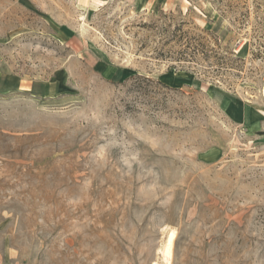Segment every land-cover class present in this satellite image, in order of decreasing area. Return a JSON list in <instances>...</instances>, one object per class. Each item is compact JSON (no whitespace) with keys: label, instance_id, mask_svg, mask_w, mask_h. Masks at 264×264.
I'll return each mask as SVG.
<instances>
[{"label":"rangeland","instance_id":"1","mask_svg":"<svg viewBox=\"0 0 264 264\" xmlns=\"http://www.w3.org/2000/svg\"><path fill=\"white\" fill-rule=\"evenodd\" d=\"M226 1L0 0V264H264V0Z\"/></svg>","mask_w":264,"mask_h":264},{"label":"trees","instance_id":"2","mask_svg":"<svg viewBox=\"0 0 264 264\" xmlns=\"http://www.w3.org/2000/svg\"><path fill=\"white\" fill-rule=\"evenodd\" d=\"M226 6L228 8H234L232 0L226 1ZM247 11V10H246ZM248 17V16H247ZM245 15L242 19H238L242 26L247 25L248 20ZM165 25V24H164ZM264 27V22H258L255 26V30H259ZM201 33L204 35H194L190 36L189 32L183 30V27L178 24L173 26L171 29L169 26L165 25L161 30L162 38L167 39L163 42L164 46L174 43L173 46L180 47L179 51L176 52L174 56V61L177 62H188L198 64V62L208 63L211 66H215L216 71L213 79L219 77L220 79H225L230 70H234L238 63L241 62V59L238 58L232 50H229L228 47L224 46L220 38L212 37L214 32L209 30L201 29ZM207 37V36H210ZM170 53L171 50H168ZM257 54H264V50H257ZM175 68V67H173ZM201 73L198 72V75L195 73V76L198 77ZM199 81L203 82L204 80L200 77L197 78ZM161 85L167 87L162 82H159Z\"/></svg>","mask_w":264,"mask_h":264},{"label":"bare ground","instance_id":"3","mask_svg":"<svg viewBox=\"0 0 264 264\" xmlns=\"http://www.w3.org/2000/svg\"><path fill=\"white\" fill-rule=\"evenodd\" d=\"M172 238H173V233L170 234V236L168 238V242H167L166 248H165V252H166L167 255L170 254V248H171Z\"/></svg>","mask_w":264,"mask_h":264}]
</instances>
